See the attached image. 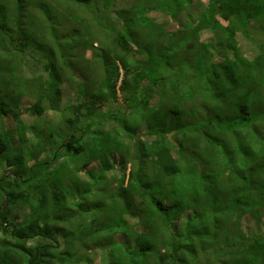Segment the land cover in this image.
I'll return each mask as SVG.
<instances>
[{"label": "trees", "instance_id": "1", "mask_svg": "<svg viewBox=\"0 0 264 264\" xmlns=\"http://www.w3.org/2000/svg\"><path fill=\"white\" fill-rule=\"evenodd\" d=\"M258 34L264 0H0V264H264Z\"/></svg>", "mask_w": 264, "mask_h": 264}, {"label": "rangeland", "instance_id": "2", "mask_svg": "<svg viewBox=\"0 0 264 264\" xmlns=\"http://www.w3.org/2000/svg\"><path fill=\"white\" fill-rule=\"evenodd\" d=\"M207 32V31H206ZM254 40H256L257 42H264V34H258V35H255V37H254ZM241 44H242V46H243V49L244 50H246V52H250V53H253L254 52V50L252 49L251 51H250V49H251V47H250V44H248V42L247 41H243V42H241ZM247 54H249V53H247ZM9 58V57H8ZM7 58V59H8ZM29 59H31V58H29ZM87 59H91V52H88V55H87ZM30 63V62H29ZM89 65H91V66H94V69L91 71V72H89V73H87L86 75L89 77V82L91 83V81H93V83L95 82V80H99L101 77H100V71H98L97 70V66H98V69L100 70V66H99V61L98 60H96V59H91V61H90V63H89ZM109 66L110 67H112L113 66V64H109ZM26 68H28V67H26ZM67 69V68H66ZM29 71H31L30 70V68H29ZM94 71H96V75H94ZM29 74V73H28ZM85 75V73H83V75H81L82 77H84V78H87V76ZM28 76H30V74L28 75ZM92 84V83H91ZM65 93H68L66 90H65ZM70 95H68L67 97H69ZM153 102L154 101H152V104H153ZM28 115L27 114H25L24 115V119L25 120H29V122L30 121H32V118H30V117H27ZM51 117H52V115H51ZM10 121H11V123H13V121L11 120V119H9ZM14 124V123H13ZM86 162V164H87V166H89L90 165V160H86V161H81V162H79V164H80V166L82 165V164H84ZM0 172H1V170H0ZM9 175H10V173L9 172H7ZM113 185V187L112 188H114V187H116L115 185L116 184H112ZM110 190H111V192H112V189H111V187H110ZM115 193H111V194H109L110 196H112V195H114ZM108 198H109V196H108ZM89 201L90 202H92V211H94V213H96L95 214V219H97L96 221L97 222H95V227H98L99 225H101V223H104V220H103V217H102V215H103V212H102V210H103V201L101 200V199H93V198H90L89 199ZM82 202H85L86 203V201L85 200H82ZM71 203H75V201H71ZM99 207V208H98ZM95 208H97V211L95 210ZM89 211V209L87 210V212ZM71 213H72V215L74 216V222H76V217H77V211L75 210V209H73L72 211H71ZM93 213V214H94ZM101 218V219H100ZM242 224H243V226H244V229H245V231H247L248 230V228L251 230H257L258 228H257V226L255 225V220H254V218L251 216V215H248V214H246L244 217H243V219H242ZM92 226H94V225H92ZM259 233L260 234H263L264 235V227H262V228H260L259 229Z\"/></svg>", "mask_w": 264, "mask_h": 264}, {"label": "clouds", "instance_id": "3", "mask_svg": "<svg viewBox=\"0 0 264 264\" xmlns=\"http://www.w3.org/2000/svg\"><path fill=\"white\" fill-rule=\"evenodd\" d=\"M120 84V83H119Z\"/></svg>", "mask_w": 264, "mask_h": 264}]
</instances>
